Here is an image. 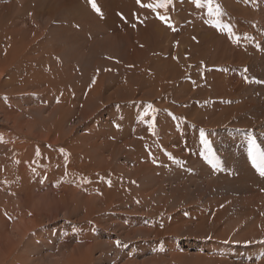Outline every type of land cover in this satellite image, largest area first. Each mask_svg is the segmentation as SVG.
I'll list each match as a JSON object with an SVG mask.
<instances>
[{
	"label": "rangeland",
	"instance_id": "374dc122",
	"mask_svg": "<svg viewBox=\"0 0 264 264\" xmlns=\"http://www.w3.org/2000/svg\"><path fill=\"white\" fill-rule=\"evenodd\" d=\"M95 3L0 0V264H264V0Z\"/></svg>",
	"mask_w": 264,
	"mask_h": 264
},
{
	"label": "bare ground",
	"instance_id": "6f19581e",
	"mask_svg": "<svg viewBox=\"0 0 264 264\" xmlns=\"http://www.w3.org/2000/svg\"><path fill=\"white\" fill-rule=\"evenodd\" d=\"M10 30V29H9ZM4 34V33H3ZM14 34V33H13ZM16 34V33H15ZM2 35V34H1ZM23 37V36H22ZM5 38V37H4ZM2 42V41H1ZM1 44V43H0ZM8 44V43H7ZM106 44V43H105ZM18 45V44H17ZM0 46H3V45H0ZM4 47V46H3ZM12 47V46H11ZM23 47V46H22ZM7 48V47H6ZM5 48V49H6ZM0 49H1V47H0ZM26 50V49H25ZM0 51H2V49L0 50ZM139 51V50H138ZM1 53V52H0ZM9 53H10V51H9ZM26 53V52H25ZM219 53V52H218ZM22 54H23V52H20V55H21V57H22ZM1 55V54H0ZM11 55V54H10ZM1 57H2V55H1ZM31 57V56H30ZM1 60H2V58H1ZM4 60H5V58H4ZM12 60V59H11ZM13 61V60H12ZM18 61L19 62H17V64L19 63V64H23V61H25V59L22 57V58H19L18 59ZM1 62V61H0ZM14 62V61H13ZM4 63V62H3ZM19 64L18 65H16V70H15V72L16 71H19V69H20V67H19ZM26 64H28V63H26ZM14 65H15V63H14ZM29 65V64H28ZM12 66V65H11ZM27 66V65H26ZM2 67V66H1ZM25 67V66H24ZM119 67V66H118ZM29 68V67H28ZM143 68V70H144V67H142ZM142 68H141V70H142ZM13 69V68H12ZM11 69V70H12ZM15 69V68H14ZM53 69V68H52ZM20 70H22V69H20ZM35 70V69H34ZM140 69H139V71L138 72H140V74H142L143 73V71H141ZM8 71V70H7ZM6 71V72H7ZM20 72V71H19ZM66 72V71H65ZM133 72V71H132ZM150 72V71H149ZM9 73V72H8ZM152 73V72H151ZM13 74V73H12ZM11 74V75H12ZM152 75H154V74H152ZM6 76V75H5ZM26 76H27V74H26ZM137 76H139V77H144V75H137ZM10 77V76H9ZM11 77H13V76H11ZM14 78H16L15 77V75H14ZM23 78V77H22ZM21 78V79H22ZM148 79V78H147ZM152 79V78H151ZM19 82V81H18ZM22 83H26V82H28V77H24V79H22V81H21ZM29 83H31V82H29ZM28 84V83H27ZM36 83H34L33 85H35ZM62 85H66V87H68V83L66 84V83H63ZM9 86H11V84H9ZM6 87V86H5ZM208 87V86H207ZM3 88V87H2ZM76 95V94H75ZM88 96V95H87ZM88 100V99H87ZM57 104H65V102L63 101V99L62 98H58L57 97V102H56ZM57 104H55V105H57ZM68 105H69V103H68ZM86 105V104H85ZM63 114H64V111H63ZM66 114H67V112H66ZM65 118V117H64ZM65 120V119H64ZM133 159V158H132ZM146 170H148V169H146ZM164 172V171H163ZM146 173V172H145ZM147 174V173H146ZM139 175V174H138ZM172 177V176H171ZM149 179V178H148ZM108 194V193H107ZM107 194H102V196H98V197H94V195H93V197L91 196L90 198H88V199H86L85 197V199H82L83 201L81 202V206H80V208H82L81 210L83 211V213H82V215L79 217L80 218V221H83V223L85 222H88L89 220H100L101 218H103L104 219V217H102V216H100L99 215V213H105L106 211H108L109 209H108V206H106L105 208H100V207H97V208H95L94 209V206L98 203V201L96 200V199H98L99 200V202L101 201V203H102V200H100L101 199V197H104L106 200H107V198L106 197H108V195ZM110 195V194H109ZM120 203H122V202H120ZM124 203V202H123ZM122 203V204H123ZM80 204V203H79ZM71 205V204H70ZM72 206V205H71ZM72 208H74L73 206H72ZM71 208V209H72ZM75 209V208H74ZM92 210V211H91ZM96 212H98V213H96ZM129 213V212H128ZM127 215V214H126ZM129 215V214H128ZM110 217V216H109ZM133 221L134 220H131V219H127V220H125L124 222L122 221L120 224H121V226H123L124 227V229H125V232L127 233V232H132V233H135L136 232V230L134 229V227H133ZM138 221V220H137ZM144 221V220H143ZM146 221V220H145ZM145 222H143V224H144ZM30 225V224H29ZM115 226V225H114ZM20 227V226H19ZM18 227V228H19ZM139 230H140V232L141 231H143V232H145V234L146 233H148V232H150V228H148V227H145V228H143V227H139ZM130 234V233H129ZM22 235V234H21ZM20 235V236H21ZM129 237V236H128ZM76 241L77 239H75L74 237H71V239H70V241L72 242V241ZM85 241V240H84ZM77 242V244H75L74 246H73V250H71V251H69V252H64V251H61V252H57L58 253V255H57V257L56 258H51L52 260H48V262L50 261V263L52 264H94V262L96 261V260H94L93 258H92V252H90L89 251V254H88V250H89V248H87L86 246L84 247L83 246V244H82V242L80 241V240H77L76 241ZM106 242V241H105ZM109 242V241H108ZM94 244H95V242H94ZM104 244V243H103ZM107 244V243H106ZM110 244V243H109ZM111 245V244H110ZM60 246H61V244H60ZM95 246H96V244L94 245V248H95ZM104 246V245H103ZM49 255V254H48ZM53 256V255H52ZM48 257V256H47ZM50 257V256H49ZM47 261V260H46ZM47 262V263H48Z\"/></svg>",
	"mask_w": 264,
	"mask_h": 264
},
{
	"label": "snow or ice",
	"instance_id": "6c2138e0",
	"mask_svg": "<svg viewBox=\"0 0 264 264\" xmlns=\"http://www.w3.org/2000/svg\"><path fill=\"white\" fill-rule=\"evenodd\" d=\"M88 2L92 6L93 10L99 14L100 9L97 7L95 0H88ZM136 2L143 8L151 9L153 12H157L158 9L166 8L167 5L171 3V0H155L154 3H142V0H136ZM191 2L197 8L206 7L209 15L219 16L221 14L220 6L219 4H215L214 0H191ZM157 18L160 19L162 22L166 23L169 28H172V24L170 23L169 18L167 16L160 15L159 13H157ZM214 26L220 28V30L222 31H227L229 34H231V28L228 25H220L219 22H217V24ZM144 115H147V113H145ZM148 126L150 131L154 129V124L149 123ZM201 137L203 139V133H201ZM251 151L252 150L250 149V154ZM253 164L257 168L259 175L264 177V153H261L258 157L253 156ZM116 244L117 246H119L120 242L116 241Z\"/></svg>",
	"mask_w": 264,
	"mask_h": 264
}]
</instances>
